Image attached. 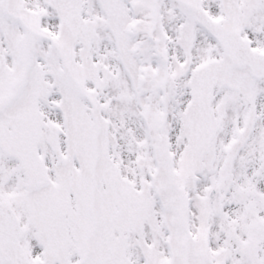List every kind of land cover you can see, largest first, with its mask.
Segmentation results:
<instances>
[{
  "label": "snow or ice",
  "instance_id": "6c2138e0",
  "mask_svg": "<svg viewBox=\"0 0 264 264\" xmlns=\"http://www.w3.org/2000/svg\"><path fill=\"white\" fill-rule=\"evenodd\" d=\"M0 264H264V0H0Z\"/></svg>",
  "mask_w": 264,
  "mask_h": 264
}]
</instances>
